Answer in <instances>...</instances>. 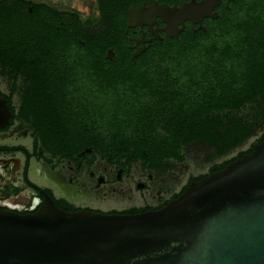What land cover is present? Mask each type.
I'll return each mask as SVG.
<instances>
[{"label": "trees", "instance_id": "16d2710c", "mask_svg": "<svg viewBox=\"0 0 264 264\" xmlns=\"http://www.w3.org/2000/svg\"><path fill=\"white\" fill-rule=\"evenodd\" d=\"M147 1L96 0L100 19L83 20L44 2L0 0L4 97L11 105L21 90L34 105L40 90L58 113L67 104L72 136L84 131L73 144L106 160L169 156L162 131L203 140L216 157L231 153L222 170L264 141V0H234L206 31L156 41L133 62L127 13Z\"/></svg>", "mask_w": 264, "mask_h": 264}, {"label": "water", "instance_id": "95a60500", "mask_svg": "<svg viewBox=\"0 0 264 264\" xmlns=\"http://www.w3.org/2000/svg\"><path fill=\"white\" fill-rule=\"evenodd\" d=\"M221 1L151 2L130 12L126 26L160 18L168 37L185 21L205 31L202 21L217 18ZM144 51L135 47L131 60ZM10 116L0 98V129ZM0 264H264V141L158 211L68 212L50 199L33 214L0 210Z\"/></svg>", "mask_w": 264, "mask_h": 264}, {"label": "flooded vegetation", "instance_id": "af4514ba", "mask_svg": "<svg viewBox=\"0 0 264 264\" xmlns=\"http://www.w3.org/2000/svg\"><path fill=\"white\" fill-rule=\"evenodd\" d=\"M190 1L184 0L181 4ZM151 2L166 4L148 0L139 6H131L127 18L130 12L148 8ZM96 6L94 0L92 17L99 20L100 11ZM222 6L226 7V0L214 8L217 17ZM206 19L210 18L202 21L203 27ZM134 23L136 26L128 27L125 32L130 41L127 45L130 54L135 52V47L144 48L146 52L156 41L178 39L188 28L192 32L200 30L197 24L185 21L183 27L178 26L182 29L177 37H168L166 24L160 18L150 26ZM35 92L36 103L28 106L22 103L21 90L13 95L12 104L8 105L11 116L0 129V210L33 214L50 199L68 212L135 215L158 211L178 198L192 183L219 171L217 167L232 158L231 153L216 157L211 145L203 140L187 139L184 134L173 140L159 131L162 135L160 143L166 150L172 147L169 156L133 160L134 154H130L129 159L106 160L90 148L73 144L83 139L84 131L77 132L79 136H72V118L68 112L71 110L67 104L60 106L63 110L58 113L54 109L59 106L52 103L51 95L40 90ZM7 94L8 88L6 92L0 90V98L6 100ZM143 155L147 156L146 153Z\"/></svg>", "mask_w": 264, "mask_h": 264}, {"label": "rangeland", "instance_id": "374dc122", "mask_svg": "<svg viewBox=\"0 0 264 264\" xmlns=\"http://www.w3.org/2000/svg\"><path fill=\"white\" fill-rule=\"evenodd\" d=\"M30 3L44 2L58 10H75L82 18L93 16L94 0H26ZM0 78V90L6 92V82ZM4 80V79H3Z\"/></svg>", "mask_w": 264, "mask_h": 264}]
</instances>
